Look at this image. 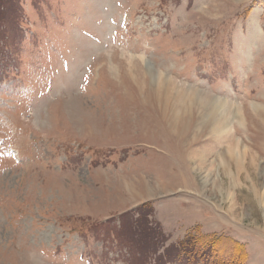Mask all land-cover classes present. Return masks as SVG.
Returning a JSON list of instances; mask_svg holds the SVG:
<instances>
[{
	"label": "rangeland",
	"instance_id": "rangeland-1",
	"mask_svg": "<svg viewBox=\"0 0 264 264\" xmlns=\"http://www.w3.org/2000/svg\"><path fill=\"white\" fill-rule=\"evenodd\" d=\"M263 2L0 0V264H127L142 203L264 264Z\"/></svg>",
	"mask_w": 264,
	"mask_h": 264
},
{
	"label": "trees",
	"instance_id": "trees-1",
	"mask_svg": "<svg viewBox=\"0 0 264 264\" xmlns=\"http://www.w3.org/2000/svg\"><path fill=\"white\" fill-rule=\"evenodd\" d=\"M264 7V2L262 3ZM152 207L142 203L133 210L122 212L113 230L118 245L127 246V264H243L244 246L232 241L230 251L220 245L223 235H201L189 232L176 243L165 244L167 236L150 217ZM112 229V228H110ZM109 230L107 233L109 235ZM229 249V248H228Z\"/></svg>",
	"mask_w": 264,
	"mask_h": 264
},
{
	"label": "bare ground",
	"instance_id": "bare-ground-1",
	"mask_svg": "<svg viewBox=\"0 0 264 264\" xmlns=\"http://www.w3.org/2000/svg\"><path fill=\"white\" fill-rule=\"evenodd\" d=\"M167 83V82H166ZM148 91V90H147ZM194 93V92H193ZM192 93V98H193V94ZM187 95V94H186ZM185 95V97H186ZM184 96V95H183ZM195 97V96H194ZM201 97V96H200ZM212 97V96H211ZM189 98V97H188ZM184 98H181V101ZM180 100V99H179ZM200 100V102H199ZM198 100V105H200V107L202 108V113L205 115H202L204 120H202L201 122H206V120L212 118L211 123L213 122L215 129L218 133L221 134V138H224V134L223 132L226 131V129H228V124L230 123V121H232L237 115H238V110L235 109L234 105L232 104H228L226 102H219V101H215V102H208L205 101L203 98H200ZM212 100V99H211ZM215 100V99H214ZM172 101V100H171ZM192 101V100H190ZM195 102V101H194ZM197 105V104H196ZM189 106V105H188ZM254 107V106H253ZM3 108V107H1ZM200 108V109H201ZM208 109L206 111V109ZM255 108V107H254ZM8 110V109H7ZM189 110V109H188ZM10 111V110H9ZM189 112V111H188ZM217 113V114H216ZM219 114V115H218ZM7 115V114H6ZM37 116L39 115L38 113L36 114ZM181 115L183 116V114L181 113ZM199 117V116H198ZM208 118V119H207ZM30 119V116H29ZM29 119L27 121H29ZM200 119V117H199ZM26 121V120H25ZM209 121V120H208ZM24 123V122H23ZM2 125V123L0 122V126ZM230 126V125H229ZM223 134V135H222ZM31 142V141H30ZM232 150V149H231ZM234 150V149H233ZM245 152V151H244ZM239 158H240V153H238V155L236 156V161H237V169H241V163L239 162ZM199 168V167H198ZM204 168V167H203ZM198 170V169H197ZM209 170V169H208ZM233 177V176H232ZM231 179V178H230ZM204 182L206 183V181L204 180ZM229 183V182H228ZM203 184V183H202ZM230 184V183H229ZM206 185V184H205ZM228 189V188H227ZM148 190V189H147ZM255 192V191H254ZM256 193V192H255ZM230 196V195H229ZM226 197V196H224ZM229 200V199H228ZM264 205V204H263ZM233 207V206H231Z\"/></svg>",
	"mask_w": 264,
	"mask_h": 264
}]
</instances>
